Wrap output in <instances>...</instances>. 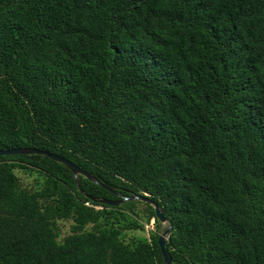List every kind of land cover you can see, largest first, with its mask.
<instances>
[{
	"label": "trees",
	"instance_id": "trees-1",
	"mask_svg": "<svg viewBox=\"0 0 264 264\" xmlns=\"http://www.w3.org/2000/svg\"><path fill=\"white\" fill-rule=\"evenodd\" d=\"M13 147L99 184L0 155V264H264V0H0Z\"/></svg>",
	"mask_w": 264,
	"mask_h": 264
},
{
	"label": "water",
	"instance_id": "water-1",
	"mask_svg": "<svg viewBox=\"0 0 264 264\" xmlns=\"http://www.w3.org/2000/svg\"><path fill=\"white\" fill-rule=\"evenodd\" d=\"M8 154H39V155H44V156H46V157H48L54 161H57V162L65 165L73 173V175L75 177H77L78 174H81V175H84L87 178H89L91 181L99 184V182L91 174L84 171L83 169L78 167L76 164H74L70 160H68L62 156H59L57 154L50 153V152L45 151V150H41V149L34 148V147H13V148H9V149L0 150V155H8ZM129 199H136V200L144 201V202L152 205V207L154 208V213H155L156 218L161 223L165 222V218H164L162 212L160 211L158 205L155 202H153L152 200H150L146 195L132 196ZM98 201L105 203L107 205H118L119 204V201H117V200L99 199ZM168 230H169V227H167L165 229V231H163V233H161L158 237V245H159L161 256L163 259V264H171V256L165 247V235L167 234Z\"/></svg>",
	"mask_w": 264,
	"mask_h": 264
},
{
	"label": "rangeland",
	"instance_id": "rangeland-1",
	"mask_svg": "<svg viewBox=\"0 0 264 264\" xmlns=\"http://www.w3.org/2000/svg\"><path fill=\"white\" fill-rule=\"evenodd\" d=\"M15 173L18 176L22 186L30 189H33L36 186L38 180V175L36 172L27 173L19 169H15ZM142 209H143L142 206H138V210L141 214L143 213ZM143 223H144V231H130L128 232V235L134 234L140 236H148V232L154 229V221L151 219L148 223L146 222ZM70 224H71L70 220H59L57 222V226L59 228V236H58L59 240H62V238L70 232L69 231ZM165 226H166L165 222L162 223V228H164Z\"/></svg>",
	"mask_w": 264,
	"mask_h": 264
}]
</instances>
